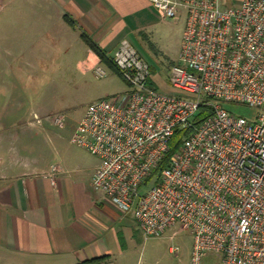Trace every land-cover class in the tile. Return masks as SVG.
<instances>
[{
	"label": "built area",
	"instance_id": "obj_1",
	"mask_svg": "<svg viewBox=\"0 0 264 264\" xmlns=\"http://www.w3.org/2000/svg\"><path fill=\"white\" fill-rule=\"evenodd\" d=\"M148 2L164 19L178 7L185 12L178 64L168 75L184 94L150 88L147 63L120 40L106 58L126 92L87 102L69 141L98 160L91 189L131 212L143 240L185 231L187 264H264V0ZM92 71L105 75L99 65ZM226 103L255 115L234 114ZM202 106L208 114L196 122ZM50 121L62 125L58 116ZM181 129L186 134L153 176Z\"/></svg>",
	"mask_w": 264,
	"mask_h": 264
},
{
	"label": "crops",
	"instance_id": "obj_2",
	"mask_svg": "<svg viewBox=\"0 0 264 264\" xmlns=\"http://www.w3.org/2000/svg\"><path fill=\"white\" fill-rule=\"evenodd\" d=\"M240 1L219 0V5L237 6ZM9 2L18 5L13 19L33 21L41 25L38 31L43 29L50 37L75 36L83 50L75 60L80 72L92 71L95 65L115 72L83 37L107 56L120 40L131 46L139 42L149 50L150 37L158 27L179 21L177 57L185 21L181 7L165 20L148 0H11L2 3L0 19L8 16ZM23 4L25 8L20 7ZM12 98L0 93V99L17 100ZM20 106L17 101L5 105L4 132L20 129V124L11 127ZM32 114L40 119L45 116L36 110ZM21 145L17 135L13 140L0 139V158L5 159L0 164V264H128L133 236L140 232L131 212L120 213L91 189L89 181L98 160L86 172L68 170L55 161L34 157ZM189 251L190 246L186 261Z\"/></svg>",
	"mask_w": 264,
	"mask_h": 264
},
{
	"label": "rangeland",
	"instance_id": "obj_3",
	"mask_svg": "<svg viewBox=\"0 0 264 264\" xmlns=\"http://www.w3.org/2000/svg\"><path fill=\"white\" fill-rule=\"evenodd\" d=\"M6 1L11 0H0V9ZM9 3L8 16L0 19V93L17 100L0 99V139L13 140L17 135L20 143L34 157L55 161L63 169L86 172L97 159L69 141L74 125L87 102L98 98H115L126 92V85L105 65H99L105 71L102 77L95 76L91 70L80 72L75 60L82 56L83 50L75 36L50 37L43 29L38 31L41 25L36 26L33 21L13 19L18 5ZM12 5L14 9H11ZM22 6L26 7L24 4ZM180 27L179 21L158 27L152 39L150 37L152 44L149 50L139 42L132 44L149 65L147 85L159 93L184 94L168 82L171 67L178 64L176 37ZM28 32L29 35L26 34ZM16 101L21 102V106L14 118L16 123L11 127L18 128L20 124V129L17 132H4L7 120L2 116L4 107ZM224 107L246 118H252L256 112L242 104L226 103ZM32 110L45 115L40 123L33 121L30 116ZM52 116L60 117L62 125H53L50 121ZM4 161V158H0V164ZM172 232L167 230L158 238L145 240L140 233H135L128 264H186L191 238L185 231L174 235ZM168 247H176L177 253H169Z\"/></svg>",
	"mask_w": 264,
	"mask_h": 264
},
{
	"label": "trees",
	"instance_id": "obj_4",
	"mask_svg": "<svg viewBox=\"0 0 264 264\" xmlns=\"http://www.w3.org/2000/svg\"><path fill=\"white\" fill-rule=\"evenodd\" d=\"M83 37V36H82ZM85 43L88 45V47L99 57L100 60H103L107 62L109 65L110 63L108 62L105 53L93 42L88 40L86 37H83ZM111 66V65H110ZM112 67V66H111ZM116 72V71H115ZM208 114V108L202 106L199 107L198 111L195 114V120L196 122L203 117H205ZM186 134V131L184 130H175L173 134L171 135L169 142H168V150L165 152L163 155L162 159L159 161L158 165L152 170V175L156 176L157 173L160 171L161 168L165 166L166 160L168 156L174 151V149L178 146L180 142V138L182 135ZM94 261H90L88 264H93Z\"/></svg>",
	"mask_w": 264,
	"mask_h": 264
}]
</instances>
